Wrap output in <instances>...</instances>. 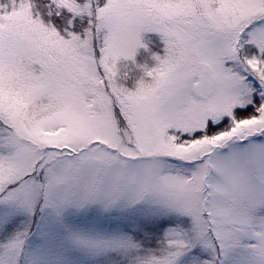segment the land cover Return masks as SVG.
I'll list each match as a JSON object with an SVG mask.
<instances>
[{
  "label": "snow or ice",
  "instance_id": "snow-or-ice-1",
  "mask_svg": "<svg viewBox=\"0 0 264 264\" xmlns=\"http://www.w3.org/2000/svg\"><path fill=\"white\" fill-rule=\"evenodd\" d=\"M0 264H264V0H0Z\"/></svg>",
  "mask_w": 264,
  "mask_h": 264
}]
</instances>
